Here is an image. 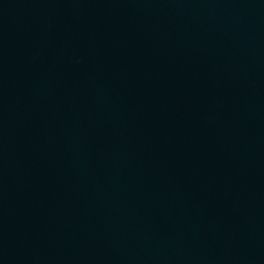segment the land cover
Instances as JSON below:
<instances>
[{
  "label": "water",
  "instance_id": "water-1",
  "mask_svg": "<svg viewBox=\"0 0 264 264\" xmlns=\"http://www.w3.org/2000/svg\"><path fill=\"white\" fill-rule=\"evenodd\" d=\"M0 264H264V0H0Z\"/></svg>",
  "mask_w": 264,
  "mask_h": 264
}]
</instances>
